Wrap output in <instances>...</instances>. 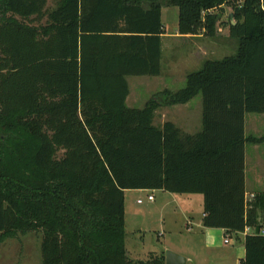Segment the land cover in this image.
<instances>
[{
	"label": "trees",
	"instance_id": "obj_1",
	"mask_svg": "<svg viewBox=\"0 0 264 264\" xmlns=\"http://www.w3.org/2000/svg\"><path fill=\"white\" fill-rule=\"evenodd\" d=\"M0 0V245L40 232L41 264H164L126 255L124 193L203 196L202 225L245 234L264 264V193L245 191L246 113L264 114V0ZM163 7L181 36L214 37L225 7L235 55L129 108L126 78L161 73ZM202 95V129L154 113Z\"/></svg>",
	"mask_w": 264,
	"mask_h": 264
},
{
	"label": "rangeland",
	"instance_id": "obj_2",
	"mask_svg": "<svg viewBox=\"0 0 264 264\" xmlns=\"http://www.w3.org/2000/svg\"><path fill=\"white\" fill-rule=\"evenodd\" d=\"M58 2L59 0H48L47 10H53ZM230 11L229 7H225L220 18L221 24L217 28V35L212 38L204 36L203 46L207 48L208 55L199 59V63H196L195 59L192 61V57L199 44H203L201 41L182 38L164 39L162 42L160 75L156 77L129 76L126 78L129 89V95L126 99L127 107L141 109L148 100L165 89L173 92L182 89L186 84V76L200 70L205 61L220 60L226 56L234 55L238 40L230 38L234 41V46L230 39H226L224 33L228 31L227 13ZM178 15L179 12L176 7H163L161 10V21L168 36L177 33ZM201 102L202 95L199 93L187 103L186 107L176 105L159 108L155 112L153 125L160 126L164 121H169L182 131L194 134L201 129ZM191 122L196 128H190L193 126ZM244 134L245 137H261L264 134V114L246 113L244 116ZM260 160L263 163L261 166L259 165ZM262 170L264 171V142L257 147L246 143L245 190L247 196L251 193L264 191V181H258ZM125 197L127 203L125 249L132 259L143 261L151 253H162V251L164 253L165 251L176 253L175 250L182 248L185 253L193 250L198 264H211L210 261L213 257L230 250L229 246H224L216 254L214 252L207 253L191 242L192 238L188 233H183L184 235L181 236L179 234L177 236L170 235L166 227H170L173 221L177 224L176 226H183V229H185L186 216L180 201V206H176L175 202L169 201L168 205L164 207L163 203L165 202L156 197V202L149 205L146 202L147 196H145V193L138 194L132 190L128 191ZM137 197L142 200V205H135V198ZM195 208L193 217L198 220L200 213H202V207L198 209L196 204ZM41 240L42 233L40 232L17 233L15 237L8 238L0 245V264H40Z\"/></svg>",
	"mask_w": 264,
	"mask_h": 264
},
{
	"label": "crops",
	"instance_id": "obj_3",
	"mask_svg": "<svg viewBox=\"0 0 264 264\" xmlns=\"http://www.w3.org/2000/svg\"><path fill=\"white\" fill-rule=\"evenodd\" d=\"M230 13H231V11L227 13V17H229ZM217 28H218V25H217ZM164 29H165V27H164ZM227 30L228 31L224 32L225 36H226V39H230L231 37L229 35V27ZM165 32H166V30H165ZM215 35H217V30H216ZM173 36H168L166 33L164 35H162L161 56H162V42L164 41V39H170V38H178V39L182 38V39H188V40L195 39V40L201 41L203 44H201V43L199 44V46L197 47V49L195 51V54H193V57H192V61H193V59H195L196 63H199V61H200L199 59L208 55L206 52L207 48L203 46L204 42H205L203 34L181 36L178 34V31H177V33ZM230 41L232 43H234V41H232L231 39H230ZM234 46H235V43H234ZM237 48H238V46H237ZM237 48H236V51H237ZM196 59H197V61H196ZM160 62H161V59H160ZM187 76H186V78H187ZM165 90H167V89H165ZM182 105H184L186 107L187 103L182 104ZM167 107H171V106H167ZM163 108H165V107H163ZM160 114H161V112H160ZM165 122H169V121H164L160 126H156V127H161ZM191 125H193L192 122H191ZM177 128H179V127H177ZM190 128L194 129V128H196V126L194 127V125H193ZM201 129H202V102H201ZM201 129L194 134L199 133L201 131ZM182 132L185 134H189V133H186L184 131H182ZM189 135H193V134H189ZM258 145L259 144L254 145V147H257ZM244 153H245V148H244ZM262 164L263 163L260 160L259 165L261 166ZM258 181H264V171L263 170L261 171V176H259ZM245 185H246V179H245ZM128 191H130V190H128ZM128 191H125V193H124L125 219H126V204H127L125 194ZM132 191L134 193H138V194L145 193V196H150V195L153 196L152 202H150L146 199V202L149 205H153L156 202V197L161 198V201L165 202V203H163L164 207L168 205L169 201L170 202L173 201L176 203V206H180L179 205V201H180V203L182 204V206L184 208L183 211H184V214L186 216V224L184 225L185 229H183V226L182 227L176 226L177 224L174 223L175 221H173L172 225H170V227H168V228L166 227V230L168 231V233L170 235L174 234L175 236H177V234H179V236H181V235H184L183 233H188V235H190V237L192 238L191 242L194 245L201 248L202 250H205L207 253L214 252L216 254L220 249H223L224 246L230 247V250H228L226 253H223L219 256L216 255L215 257H213L210 261L211 264H243V260L245 257V249H244L245 234L244 233H228L224 229H207V228H204L202 225V218H203V196L202 195H200V194H173V193H169V192H166L163 190H153V191H150V190H132ZM257 193H264V191L251 193L250 195H254ZM174 195H179V196L176 197ZM249 196L246 195L247 198ZM137 200H139L138 197L135 198V205H139V204H137ZM196 204H197L198 209L202 207V213H200V217L198 220H195L193 217L195 214V210H196V208H195ZM140 205H142V204H140ZM149 211H150V209H149ZM225 240H228V243H225ZM183 250L184 249L181 248V249L175 250V252L177 254H181L182 256H184L186 258V260H187L186 264H198L197 261L195 260L193 250L189 249L190 250L189 253H185ZM151 254L159 255L161 253L156 252V253H151ZM36 264H39V263H36Z\"/></svg>",
	"mask_w": 264,
	"mask_h": 264
},
{
	"label": "water",
	"instance_id": "obj_4",
	"mask_svg": "<svg viewBox=\"0 0 264 264\" xmlns=\"http://www.w3.org/2000/svg\"><path fill=\"white\" fill-rule=\"evenodd\" d=\"M229 20L232 25H234L233 14H229ZM126 255H128L126 253ZM187 260L185 257L174 253L172 251H165L164 253V264H186Z\"/></svg>",
	"mask_w": 264,
	"mask_h": 264
},
{
	"label": "built area",
	"instance_id": "obj_5",
	"mask_svg": "<svg viewBox=\"0 0 264 264\" xmlns=\"http://www.w3.org/2000/svg\"><path fill=\"white\" fill-rule=\"evenodd\" d=\"M254 195H250L248 198L246 197L247 203L251 202L253 199ZM147 200L152 202L153 201V196H147ZM142 200H137V204H141ZM251 233V230L249 228H245L244 234ZM261 235H264V230L261 231ZM225 243H228V240H225Z\"/></svg>",
	"mask_w": 264,
	"mask_h": 264
}]
</instances>
